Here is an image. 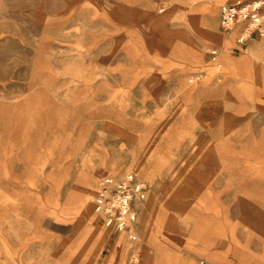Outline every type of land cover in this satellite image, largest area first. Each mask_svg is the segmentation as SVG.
Listing matches in <instances>:
<instances>
[{
  "label": "rangeland",
  "instance_id": "obj_1",
  "mask_svg": "<svg viewBox=\"0 0 264 264\" xmlns=\"http://www.w3.org/2000/svg\"><path fill=\"white\" fill-rule=\"evenodd\" d=\"M231 1L0 0V264H69L78 234L96 247L104 229L95 264L113 250L143 264L146 238L178 262L197 255L168 236L202 221L228 264L258 250L241 205L264 208V35L220 28ZM126 175L146 185L136 240L93 207Z\"/></svg>",
  "mask_w": 264,
  "mask_h": 264
},
{
  "label": "crops",
  "instance_id": "obj_2",
  "mask_svg": "<svg viewBox=\"0 0 264 264\" xmlns=\"http://www.w3.org/2000/svg\"><path fill=\"white\" fill-rule=\"evenodd\" d=\"M220 8L217 7V12L219 14ZM262 37H257L256 45L262 42ZM202 42L205 43L206 45H215L213 42L207 40V39H202ZM244 44L243 42H240ZM255 43L251 46L253 47ZM259 48V47H256ZM264 50V48H263ZM262 50V51H263ZM264 55V53L262 54ZM248 69L251 66L254 61L253 57L248 53ZM260 65H256L255 70H254V76L256 78V81H258L259 77V69ZM249 73V72H248ZM241 208L243 210V220L242 224L245 228L246 232V237L247 239L253 240L255 239L258 242V250L255 252L251 251V253H248L247 251L243 252H238L233 256V261L231 264H264V208H251L248 205H241ZM140 215L138 214L137 221L139 219ZM205 220V219H204ZM136 221V222H137ZM201 232L199 233L198 238H188L186 242L180 243L179 238L177 236H168L169 240L171 241L170 247L173 250H179L180 247H186L189 250H193V253H195L197 256L192 258V259H186L184 258L182 261H175V258L173 260L168 261L167 263L162 260L160 257L156 260L152 258L155 254L151 249H153L156 245L155 243H150L149 241H146V239H140V247L138 246L139 252L142 256V251H145L148 255V260H146V263L144 264H228V261L226 260V252L225 250H222L221 253L216 250H212V246H214L218 241L217 238L220 237L222 234H220V225L218 223H210L208 222L205 226V223L203 221L201 222ZM205 226V228H204ZM108 228V227H107ZM112 232H116L111 228H108ZM135 232H136V224H135ZM105 230V229H104ZM104 230H101L98 235V246L94 247L91 246L90 239L83 238V234H78L79 239L77 243V248L73 255L71 257H68L69 260L67 261L69 264H95L96 259L99 256L100 250L103 247L102 240L99 238V236L102 235ZM118 233V232H117ZM123 234L126 236L125 233H119ZM140 235V234H139ZM136 237V236H135ZM136 240V239H135ZM163 241H158L157 244L160 247V243ZM197 243V244H196ZM188 250V251H189ZM134 251L131 250V253ZM259 255V256H258ZM61 261L66 260L67 258L60 256ZM76 258V260H75ZM113 258V259H112ZM127 256L125 254H117L116 250L111 251L107 257L106 260L103 264H126ZM143 258V257H142ZM72 259V260H71ZM74 259V260H73ZM140 262L142 259H139ZM190 262V263H189ZM129 264V263H128ZM139 264V261H138Z\"/></svg>",
  "mask_w": 264,
  "mask_h": 264
},
{
  "label": "built area",
  "instance_id": "obj_3",
  "mask_svg": "<svg viewBox=\"0 0 264 264\" xmlns=\"http://www.w3.org/2000/svg\"><path fill=\"white\" fill-rule=\"evenodd\" d=\"M219 23L223 31H237V43L262 37L264 0H233L224 4ZM145 190V183L132 175L106 177L94 197V210L102 216L105 227L135 240L133 229L139 213L137 203ZM131 263L138 264V261L133 258Z\"/></svg>",
  "mask_w": 264,
  "mask_h": 264
},
{
  "label": "bare ground",
  "instance_id": "obj_4",
  "mask_svg": "<svg viewBox=\"0 0 264 264\" xmlns=\"http://www.w3.org/2000/svg\"><path fill=\"white\" fill-rule=\"evenodd\" d=\"M216 18L217 17H215L213 15L212 9L209 10L208 14H205L204 23L206 25L207 32H210L212 34H218V30H217V19ZM146 260H148V255L147 254L145 256V259L143 260V264L146 263Z\"/></svg>",
  "mask_w": 264,
  "mask_h": 264
}]
</instances>
